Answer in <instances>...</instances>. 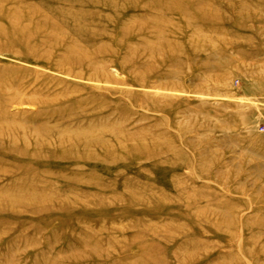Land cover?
<instances>
[{"label":"rangeland","instance_id":"1","mask_svg":"<svg viewBox=\"0 0 264 264\" xmlns=\"http://www.w3.org/2000/svg\"><path fill=\"white\" fill-rule=\"evenodd\" d=\"M0 264H264V0H0Z\"/></svg>","mask_w":264,"mask_h":264}]
</instances>
